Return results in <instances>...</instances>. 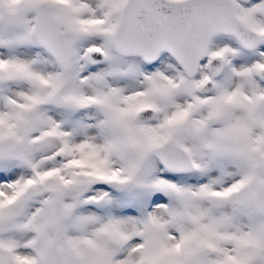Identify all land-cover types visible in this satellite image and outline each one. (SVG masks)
I'll use <instances>...</instances> for the list:
<instances>
[{
	"label": "snow or ice",
	"instance_id": "6c2138e0",
	"mask_svg": "<svg viewBox=\"0 0 264 264\" xmlns=\"http://www.w3.org/2000/svg\"><path fill=\"white\" fill-rule=\"evenodd\" d=\"M0 264H264V0H0Z\"/></svg>",
	"mask_w": 264,
	"mask_h": 264
}]
</instances>
